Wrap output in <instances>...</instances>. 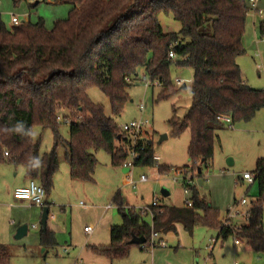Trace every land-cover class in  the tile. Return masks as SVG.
<instances>
[{
  "label": "trees",
  "instance_id": "16d2710c",
  "mask_svg": "<svg viewBox=\"0 0 264 264\" xmlns=\"http://www.w3.org/2000/svg\"><path fill=\"white\" fill-rule=\"evenodd\" d=\"M59 1L72 7L68 17L56 20L52 28L40 19L10 27L0 22V162L22 165L26 175L44 187L45 196L59 168V144L74 179L94 180L98 149L110 154L113 166L127 162L129 141L104 107L89 98L91 86L109 97L112 114L119 115L139 69L152 84L158 83L159 97L165 98L178 89L171 79V63L191 67L190 106L181 119L174 115L169 120L173 135L186 129L190 133L187 153L191 162L177 168L181 172L197 171L198 166L202 171L211 165L217 130L226 125L220 116L228 115L232 122L249 120L264 109V88L243 81L237 62L245 52L246 0ZM162 13L177 20L180 29L165 31L159 18ZM258 28L264 36V15ZM170 51L174 57H169ZM60 121L69 125L66 140L59 134ZM19 122L25 131L35 125L50 128L53 149L42 151L33 136L16 131ZM135 151L133 166L153 164L150 139L139 138ZM169 169L158 165L160 172ZM254 178L259 180V195L251 201L246 222L239 225H224L219 211L198 195L186 177L183 184L191 190V198L185 206H151V224L140 211H126L115 196L123 222L110 225V242L100 249L113 260L129 253L135 244L130 242L133 236L146 238L138 244L144 249L149 247L152 230L161 241L163 234L176 230V224L191 233L201 223L216 228L218 236L236 235L254 252H264V157L257 159ZM40 243L45 247L56 244L50 229L40 230ZM9 260L8 247L0 243V264Z\"/></svg>",
  "mask_w": 264,
  "mask_h": 264
},
{
  "label": "rangeland",
  "instance_id": "374dc122",
  "mask_svg": "<svg viewBox=\"0 0 264 264\" xmlns=\"http://www.w3.org/2000/svg\"><path fill=\"white\" fill-rule=\"evenodd\" d=\"M33 3L32 0L18 4L13 0H0L1 22L10 27V17L14 14L21 21L37 22L40 19L47 28H52L56 20L68 17L72 7L59 0ZM246 3L249 10L242 38L245 52L238 56L237 62L243 79L250 86L264 88V36L258 28L261 16L249 0ZM256 7L264 9V0H258ZM159 18L165 31L175 32L181 27L171 15L162 13ZM170 74L173 82L180 78L187 89L175 84L178 89L161 98V87L152 84L143 69H139L138 76L127 88L129 97L119 115L112 114L110 99L99 87L88 88L89 98L104 107L105 114L113 118L121 132L122 125L131 120H147L143 136L152 141L154 154L160 159L153 160L152 165L131 166L129 173H124L122 167L111 164L106 150L98 149L94 180L76 181L69 175L64 147L59 144L56 148L59 168L52 177L53 187L45 196L49 203L47 225L57 228L52 231L56 241L54 246L45 247L40 243L42 206L28 201L18 202L14 198L11 202L7 196V182L15 179L16 172L20 174L22 165L0 162V205H3L0 243L8 247L9 264H264V252H254L247 243L235 245L232 235L217 238L216 228L201 223L195 224L191 233L177 224L175 232L163 234L162 243L144 249L134 244L126 256L113 260L100 249L110 242V225L123 222L115 196L122 200L121 206L126 211H140L151 224L149 206L154 198L158 205L178 207L185 206L186 199L191 198V190L183 184L184 177L191 179L198 195L219 211L220 219L225 217L227 207L235 201L241 198L248 200L246 205L236 206L243 212L250 205V200L259 195L258 178L248 184L240 177L246 171L255 176L257 158L264 157V109H258L249 120L232 122V127L225 125L217 130L210 166L200 173L196 170L178 171L177 168L191 162L187 153L190 133L186 129L179 136L173 135L169 120L174 115L181 119L190 106L193 69L177 67L172 62ZM58 130L62 139H68L69 125L66 122L60 121ZM32 132L42 151L53 149L54 136L50 128L35 125ZM162 134L167 137L158 142ZM131 158L129 152L127 160ZM158 165H167L170 169L160 172ZM141 175L147 179L140 180ZM128 178L133 183L128 182ZM163 187L169 191L166 196L161 193ZM107 204L111 207L105 210ZM9 205L15 206L13 214ZM145 208L147 210L143 213ZM22 224H27L28 231L23 237L15 238ZM85 225L93 226V233L87 235L83 230ZM65 244L68 245L67 253L62 249Z\"/></svg>",
  "mask_w": 264,
  "mask_h": 264
},
{
  "label": "built area",
  "instance_id": "2783aa9c",
  "mask_svg": "<svg viewBox=\"0 0 264 264\" xmlns=\"http://www.w3.org/2000/svg\"><path fill=\"white\" fill-rule=\"evenodd\" d=\"M249 1L251 2L252 6H255V9L259 13V15L263 16L264 15V9L256 7V2L258 0H249ZM21 22L22 21L17 16L13 15L11 17L12 25H17ZM168 55H169V57L175 56L173 51H170ZM126 80H129V78H127ZM174 83L177 86H179V85L183 84L184 82H182V80L180 78H176L174 80ZM156 84H158V83H156ZM219 119L222 120L229 127H232V120H231L230 116L222 115L219 117ZM147 125H148V121L143 120V119L131 120L130 122L122 125L123 133L127 134V139L129 141V152L131 153V156H132V158L130 160H127V162L124 164V166H128V168H129V170L126 173H129L130 167L133 166L132 159L136 155L135 145H136L137 140L139 138L144 137L143 136V130L145 129V127ZM4 154L7 155V151H5ZM159 159H160V157L158 155H156V154L153 155V160L157 161ZM242 178L245 179L248 183H252L254 180V176L248 171L243 172ZM139 179L142 181H145L147 179V177L145 175H141ZM128 182L133 183V180L131 178H128ZM187 182L191 183V179L187 180ZM185 190H187V189H185ZM14 196L17 198L23 199V200H27L29 203L34 204V205H40L42 207L45 205L44 187L39 182H37L35 179H30L26 186L17 187L14 190ZM247 203H248V200L246 198H241L240 200L235 201L232 205H229L227 208V211H226V215L222 220V223L224 225H227V226L232 225V224H234L232 222V219L241 215V214L247 220L248 215H249L248 209L243 211V212L242 211L240 212L236 208V206H238V205H246ZM187 205L190 206L191 201H188ZM250 205H251V202H250ZM151 206H158V202H157L156 198L153 199ZM151 206H149V209H150V214L152 215ZM146 210L147 209L145 208L143 213ZM235 225H239V224H235ZM32 227L35 228L36 225L33 224ZM84 230L86 233H90L92 231V226H85ZM158 237H159V233L152 230L149 241H148L149 242L148 246L151 247V246H155L157 244L162 243L163 240L158 241ZM233 241H234V244H236V245L241 243V239L239 237H237L236 235H233ZM64 250H67V246H64ZM45 264H48V263H45Z\"/></svg>",
  "mask_w": 264,
  "mask_h": 264
},
{
  "label": "crops",
  "instance_id": "0c3cea01",
  "mask_svg": "<svg viewBox=\"0 0 264 264\" xmlns=\"http://www.w3.org/2000/svg\"><path fill=\"white\" fill-rule=\"evenodd\" d=\"M14 14H12L11 15V17L13 16ZM16 16V15H15ZM11 17H10V21H11ZM0 22H1V13H0ZM241 78H242V80L243 81H245L244 79H243V77H242V74H241ZM246 82V81H245ZM247 83V82H246ZM248 84V83H247ZM261 109H263V108H261ZM65 158V157H64ZM260 158V157H259ZM258 159V158H257ZM66 160V159H65ZM66 162H67V160H66ZM67 164H68V162H67ZM115 167H118V166H115ZM119 167H124V166H119ZM68 169H69V166H68ZM94 172H95V169H94ZM124 173H126V172H124ZM15 175H16V177H15V179H13V180H10L9 182H7V196L10 198V200H11V202H12V198H14L16 201H18V202H22V203H25L27 200H23V199H20V198H17V197H15L14 196V190L17 188V187H22V186H26L27 184H28V182H29V180L31 179V178H29L27 175H26V173H25V168L22 166V170H21V172H20V174H19V172H16L15 173ZM69 175H70V173H69ZM71 177V176H70ZM243 181H245V182H247L245 179H243L242 178V176L240 177ZM71 179H73V180H76V181H84V180H80V179H74V178H72L71 177ZM38 182V181H37ZM248 183V182H247ZM248 184H252V183H248ZM14 189V190H13ZM257 199V197H255V198H253V199H251L250 200V202L251 201H253V200H256ZM80 204L81 205H84L83 204V202H80ZM45 205H47V206H49V203L48 202H46L45 201ZM244 206V205H243ZM250 206V205H249ZM249 206L247 207V209L249 208ZM9 207V211L11 210L12 211V214L14 213V205H9L8 206ZM111 206L109 205V204H107L106 206H105V210H107V209H109ZM123 207V206H122ZM14 208V209H13ZM124 208V207H123ZM228 208V207H227ZM240 209V210H239ZM3 210V205H0V216H2V213L3 212H1ZM238 210L239 211H242L241 210V208H238ZM227 211V210H226ZM52 217H54V215H52ZM232 222L234 223V224H243V223H245L246 222V219L243 217V215L241 214V215H239V216H237V217H235V218H233L232 219ZM177 225V224H176ZM85 226H91V225H85ZM84 226V227H85ZM264 226V225H263ZM54 227V225L53 226H51V227H48V225H47V228L48 229H50L51 231H53L54 229L55 230H57V228H53ZM93 229H94V227L92 226V231L90 232V233H86L85 232V230H84V232L87 234V235H89V234H91V233H93ZM176 231V230H175ZM175 231H173V232H175ZM167 234V233H166ZM219 236L217 235V238H218ZM162 238H163V235H162ZM217 238H215V240L217 239ZM225 238V237H224ZM242 243H246L245 242V240H241V244ZM236 245V244H235ZM239 245V244H238ZM64 246H67V250H64ZM62 249H63V251L64 252H68V245L67 244H65V245H63L62 246ZM43 250H45V248L43 249Z\"/></svg>",
  "mask_w": 264,
  "mask_h": 264
},
{
  "label": "water",
  "instance_id": "95a60500",
  "mask_svg": "<svg viewBox=\"0 0 264 264\" xmlns=\"http://www.w3.org/2000/svg\"><path fill=\"white\" fill-rule=\"evenodd\" d=\"M38 3V0L35 1V4ZM180 88L182 89H187L186 84L183 83L180 85ZM167 137L166 134H162L158 140V142H161L163 139H165ZM151 141V140H150ZM129 170L128 166H124L122 168L123 172H127ZM197 172L200 173L201 172V168L200 166H198L197 168ZM161 193L162 195L166 196L169 194V191L166 188H162L161 189ZM48 214H49V206L44 205L42 207V213H41V218H40V225H41V230L45 231L47 228V219H48ZM28 231V226L27 224H22L21 226L18 227L16 233H15V238H21L24 235H26ZM146 241V238L144 236H133L132 239L130 240L131 243H135V244H141L144 243Z\"/></svg>",
  "mask_w": 264,
  "mask_h": 264
},
{
  "label": "clouds",
  "instance_id": "9594fccd",
  "mask_svg": "<svg viewBox=\"0 0 264 264\" xmlns=\"http://www.w3.org/2000/svg\"><path fill=\"white\" fill-rule=\"evenodd\" d=\"M16 131L22 133L23 135H26V136H33L34 138V134L32 133L31 130H27L25 131V128H24V124L23 122H19L17 125H16V128H15ZM35 159V162L36 164H39V160L38 158H34Z\"/></svg>",
  "mask_w": 264,
  "mask_h": 264
}]
</instances>
